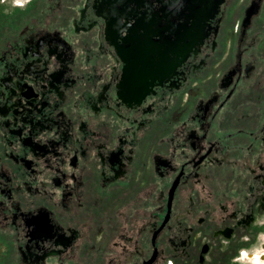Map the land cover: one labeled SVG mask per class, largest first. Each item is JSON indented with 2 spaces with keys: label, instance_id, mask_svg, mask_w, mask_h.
<instances>
[{
  "label": "flooded vegetation",
  "instance_id": "flooded-vegetation-1",
  "mask_svg": "<svg viewBox=\"0 0 264 264\" xmlns=\"http://www.w3.org/2000/svg\"><path fill=\"white\" fill-rule=\"evenodd\" d=\"M257 255L264 0H0V264Z\"/></svg>",
  "mask_w": 264,
  "mask_h": 264
},
{
  "label": "water",
  "instance_id": "water-1",
  "mask_svg": "<svg viewBox=\"0 0 264 264\" xmlns=\"http://www.w3.org/2000/svg\"><path fill=\"white\" fill-rule=\"evenodd\" d=\"M193 0H183V2H184V4H185V2H192ZM200 1H206V0H200ZM189 7H191L192 8V10L194 11V15L193 14H191V16H195V11L198 9V11H200L201 12V10H202V8H200V6H196V5H189ZM184 28H186L185 27V25H184ZM185 32H188L187 30L185 31ZM184 39H185V37H184ZM188 53V51H185V52H183V54H184V57H186V54Z\"/></svg>",
  "mask_w": 264,
  "mask_h": 264
},
{
  "label": "clouds",
  "instance_id": "clouds-1",
  "mask_svg": "<svg viewBox=\"0 0 264 264\" xmlns=\"http://www.w3.org/2000/svg\"><path fill=\"white\" fill-rule=\"evenodd\" d=\"M19 2H20V0H17V3H19ZM170 264H171V262H170ZM255 264H264V261H260L259 255H257L255 257Z\"/></svg>",
  "mask_w": 264,
  "mask_h": 264
},
{
  "label": "bare ground",
  "instance_id": "bare-ground-1",
  "mask_svg": "<svg viewBox=\"0 0 264 264\" xmlns=\"http://www.w3.org/2000/svg\"><path fill=\"white\" fill-rule=\"evenodd\" d=\"M187 57V56H186Z\"/></svg>",
  "mask_w": 264,
  "mask_h": 264
},
{
  "label": "rangeland",
  "instance_id": "rangeland-1",
  "mask_svg": "<svg viewBox=\"0 0 264 264\" xmlns=\"http://www.w3.org/2000/svg\"><path fill=\"white\" fill-rule=\"evenodd\" d=\"M263 257V256H262Z\"/></svg>",
  "mask_w": 264,
  "mask_h": 264
}]
</instances>
